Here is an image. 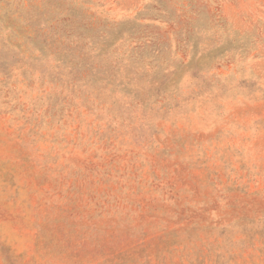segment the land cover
Masks as SVG:
<instances>
[{"label":"rangeland","instance_id":"rangeland-1","mask_svg":"<svg viewBox=\"0 0 264 264\" xmlns=\"http://www.w3.org/2000/svg\"><path fill=\"white\" fill-rule=\"evenodd\" d=\"M0 264H264V0H0Z\"/></svg>","mask_w":264,"mask_h":264},{"label":"trees","instance_id":"trees-1","mask_svg":"<svg viewBox=\"0 0 264 264\" xmlns=\"http://www.w3.org/2000/svg\"><path fill=\"white\" fill-rule=\"evenodd\" d=\"M59 40H60V39H59ZM59 40H58L57 42H59ZM50 42L53 43V44L55 43L54 40H51ZM85 65H86V64H85ZM84 68H85V69H84ZM102 70H103V69L101 68L100 71H102ZM87 71L90 72L91 74L93 73V74H95V75H98V74L101 73L100 71H99V72H100V73H99L98 70H94V69H92L91 67H89V68L86 69V67L83 66V72L86 73ZM103 76H104V74H103ZM96 82H98V81H96ZM107 85H108V84H107Z\"/></svg>","mask_w":264,"mask_h":264}]
</instances>
